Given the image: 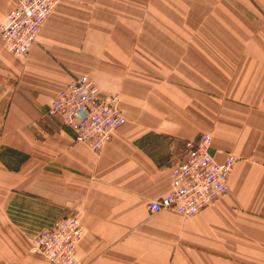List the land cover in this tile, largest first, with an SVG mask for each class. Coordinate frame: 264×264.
<instances>
[{
	"label": "crops",
	"instance_id": "0c3cea01",
	"mask_svg": "<svg viewBox=\"0 0 264 264\" xmlns=\"http://www.w3.org/2000/svg\"><path fill=\"white\" fill-rule=\"evenodd\" d=\"M84 76L126 118L100 154L49 113ZM203 134L230 192L151 214ZM74 215L82 264H264V0H61L26 56L0 35V264H51L32 241Z\"/></svg>",
	"mask_w": 264,
	"mask_h": 264
},
{
	"label": "built area",
	"instance_id": "2783aa9c",
	"mask_svg": "<svg viewBox=\"0 0 264 264\" xmlns=\"http://www.w3.org/2000/svg\"><path fill=\"white\" fill-rule=\"evenodd\" d=\"M61 0H21L0 27L5 47L24 57L37 44L43 27ZM50 115L62 119L73 131L75 142L100 154L113 133L126 118L119 95L105 97L95 83L84 76L73 80L55 98ZM212 137L203 134L185 145L184 159L171 175L170 195L148 203L151 214L175 210L185 218L193 217L230 192L229 179L238 161L231 155L220 163L211 153ZM84 237L79 215L55 221L32 241L30 252L51 264H82L77 247Z\"/></svg>",
	"mask_w": 264,
	"mask_h": 264
}]
</instances>
